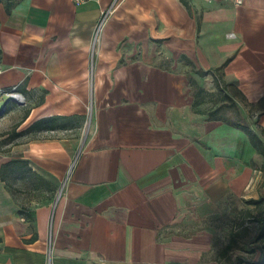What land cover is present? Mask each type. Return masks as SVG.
Returning a JSON list of instances; mask_svg holds the SVG:
<instances>
[{
  "label": "crops",
  "instance_id": "obj_1",
  "mask_svg": "<svg viewBox=\"0 0 264 264\" xmlns=\"http://www.w3.org/2000/svg\"><path fill=\"white\" fill-rule=\"evenodd\" d=\"M114 1L0 0V87H18L29 112L16 132L52 117L80 130L90 106L94 129L0 135V264H47L50 248L53 264H218L208 231L175 226L264 195L253 130L195 109L191 75L219 77L264 136V0H121L91 82L92 39Z\"/></svg>",
  "mask_w": 264,
  "mask_h": 264
},
{
  "label": "rangeland",
  "instance_id": "obj_2",
  "mask_svg": "<svg viewBox=\"0 0 264 264\" xmlns=\"http://www.w3.org/2000/svg\"><path fill=\"white\" fill-rule=\"evenodd\" d=\"M96 65L97 63L93 67L91 66V82L93 72L96 73ZM186 70L189 72L191 68L183 64L180 71ZM191 75L199 78L198 85L208 92L203 96L201 110H214L222 107L223 110L218 113V116L230 118L234 121L242 120V123L249 126L264 142V136L261 135L259 121H257L256 116L252 119L240 118L239 114L241 115L244 111L243 107L240 105L236 107L225 99L223 91L214 85L212 78L203 79L195 73ZM26 110L27 108H21L15 103H12V107L9 109L10 113L7 116H4L2 110H0V135H9L6 141L15 142L12 138H14L17 125ZM91 115L85 120L80 130L77 126L68 128L73 131L71 135L79 134L84 140L89 135L93 123ZM2 145H5L4 141ZM255 165L261 170L264 159L261 156L255 157ZM261 176L263 179L261 178L260 182L262 183L264 175L261 174ZM263 189L264 185L262 183L259 193ZM244 201H234L228 206L224 205L215 210L206 209L200 212L202 214L198 220L194 217H187L185 221H181L175 226L173 232L183 235H195L203 230L208 231L213 236L214 249L212 256L208 259H216L219 261L218 264H264V234L260 236L261 232L259 230V220L262 218L263 210L260 207L248 205ZM228 246H231L232 249L225 255L224 251Z\"/></svg>",
  "mask_w": 264,
  "mask_h": 264
},
{
  "label": "trees",
  "instance_id": "obj_3",
  "mask_svg": "<svg viewBox=\"0 0 264 264\" xmlns=\"http://www.w3.org/2000/svg\"><path fill=\"white\" fill-rule=\"evenodd\" d=\"M198 74L201 75L202 77H205L209 75V72H204V71H198ZM218 75V74H217ZM214 82L215 85L218 89H221V82L219 77H214ZM194 87V96H195V102H194V108L198 109L202 104H203V96L208 94L204 89L199 88L196 84L193 83ZM227 98V97H226ZM223 108H218L212 112L209 113L210 118L215 121H222L225 123H232L229 119L225 117H218L217 114L221 112ZM29 115V112L27 111L24 115V118H26ZM70 119L67 117H52V118H47L40 120L39 122L35 123L33 126H31L27 131L17 133L15 132L14 138L12 140L19 139L23 136H28V135H36L37 133L43 132V131H48V130H65L70 128ZM18 128V126H17ZM245 131L248 135V138L253 145L254 149L257 151L258 155H261L264 157V142L262 139L255 134L253 131H251L248 128H245ZM3 178H4V168H3ZM244 203L248 205H253L255 207H260L263 212H262V218L259 220V230L261 232L262 236L264 234V195L259 199V200H245ZM1 238H0V243H1ZM231 246H228L224 254L226 255L230 250Z\"/></svg>",
  "mask_w": 264,
  "mask_h": 264
},
{
  "label": "built area",
  "instance_id": "obj_4",
  "mask_svg": "<svg viewBox=\"0 0 264 264\" xmlns=\"http://www.w3.org/2000/svg\"><path fill=\"white\" fill-rule=\"evenodd\" d=\"M72 1L76 6H81V5H84V4L91 2V1L99 2V0H72ZM120 1L121 0H115L114 3L109 8H107L105 11H103L101 14V19L99 21V24H98L96 30H95V33H94V36L92 39V43H91L90 61H91L92 67L96 63V60H97V54H98V50H99V46H100V42H101V37H102V30H103L104 26L106 25V23L108 22V20L114 15L115 10H116ZM208 1H217V0H208ZM231 1L237 6L242 5L244 2V0H231ZM2 72H3V68L0 65V75L2 74ZM5 100L12 101L20 107L25 106V99L18 92V87H14L11 89H4V88L0 87V110L4 107L3 105H4ZM91 113H92V106H90V108H89V116L91 115ZM92 127H93V123L90 127L91 129L89 131V134H90L91 130L93 129ZM72 132L73 131L71 129L48 130V131H43V132L37 133L36 136L39 139H64V138L71 136ZM61 196H62V190L57 197L56 203H58L60 201ZM53 219H54V215H52L51 225H50V234H49V245L50 246L52 245L53 234H54ZM49 251H50L49 252V259H48L47 264H53L52 255H51V248L49 249Z\"/></svg>",
  "mask_w": 264,
  "mask_h": 264
},
{
  "label": "water",
  "instance_id": "obj_5",
  "mask_svg": "<svg viewBox=\"0 0 264 264\" xmlns=\"http://www.w3.org/2000/svg\"><path fill=\"white\" fill-rule=\"evenodd\" d=\"M5 112V110H2V113H4Z\"/></svg>",
  "mask_w": 264,
  "mask_h": 264
}]
</instances>
